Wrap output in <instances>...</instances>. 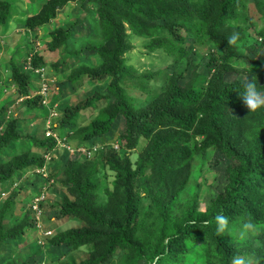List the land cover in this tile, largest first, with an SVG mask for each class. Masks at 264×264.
I'll return each mask as SVG.
<instances>
[{"label":"trees","instance_id":"trees-1","mask_svg":"<svg viewBox=\"0 0 264 264\" xmlns=\"http://www.w3.org/2000/svg\"><path fill=\"white\" fill-rule=\"evenodd\" d=\"M89 1L97 5L104 39L103 45L92 48L103 61L89 75L98 82L109 80L110 83L105 93L100 92L68 110L58 126L71 123L79 111L96 107L103 100L109 105L91 123L83 138L86 143L109 133L113 121L120 116L125 121L121 135L124 148L135 149L141 137L148 138L149 143L138 168H134L130 158H101L102 168L115 173L111 187L103 190L106 197L103 203L97 199L102 173L97 162L78 156L69 160L64 170L67 177L63 180L68 196L60 207L43 203L42 211L44 217L45 212H55L54 219L75 216L84 225L56 234L50 243L63 248L91 244L90 258L79 264H103L120 245L132 248L147 264H189L190 261L191 264H264V110L249 112L238 99L236 89L240 87V79H229L231 74L246 72H238L236 65L247 56V51L255 57L246 69L248 73L257 77V71H264V58H257L264 50V0L255 3L257 17L263 23L257 33L262 38L261 44L248 45L251 35L248 27L230 24L241 21L245 12L248 14L246 0H47L41 11L27 20V26L38 29L55 18L66 4ZM0 8L4 10L1 19L4 22L10 3L2 1ZM127 27L139 36L154 37L150 49H162L180 59L188 56L189 62L190 51L196 46H211L207 84L198 89L197 82L190 78L183 85L185 72L174 71L166 79V89L156 99L147 106H138L129 95L125 81L136 79L148 83L152 75L139 74L127 65L124 56L132 49L126 40ZM161 31L168 36L160 34ZM233 33H239L238 46L227 44ZM61 34H64L62 30L53 32L52 49L60 42ZM188 35L196 42L190 49L184 46ZM12 77L16 86L29 95V77L18 68ZM258 82L264 85L259 79ZM43 98L42 94L37 97ZM56 130V126L51 129ZM23 136L17 130L16 119L9 121L0 134V153L11 140L18 143L23 139L27 145L21 155L12 157L0 170V184L23 169L43 167L45 155L58 145L53 137ZM196 138H201L203 149L215 148L230 161L225 170L227 182L206 210H199L195 204L188 210L186 220L181 221L173 213V204L189 182L190 143ZM33 146L50 150L31 156ZM148 169H151L149 175ZM145 176L155 190L151 194L153 209L144 213L135 188ZM14 199L11 196L6 199L0 212V253L9 239H15L24 233L26 226L33 225L34 220H27L26 226L4 232L2 221L14 208ZM32 211L29 206V212ZM217 215L229 221L222 233L217 232ZM150 220L159 225L156 232L148 231Z\"/></svg>","mask_w":264,"mask_h":264},{"label":"rangeland","instance_id":"rangeland-1","mask_svg":"<svg viewBox=\"0 0 264 264\" xmlns=\"http://www.w3.org/2000/svg\"><path fill=\"white\" fill-rule=\"evenodd\" d=\"M2 1L10 3V10L7 20L2 22L4 10L0 8V134L6 129L9 121L16 119L17 130L21 135L26 137V134H30L39 139L53 137L58 145L47 153L48 159L45 160L43 168H37L40 172L23 169L5 184H0V212L6 199L10 196L15 198L14 208L2 221L4 232L9 233L16 228L26 226L27 220L35 221H32L33 225L30 227L24 228L23 234L6 242L4 252L0 253V264H10V262L20 264L21 261L25 264H79L90 258L93 252L91 244L63 248L52 245L50 241L58 233L82 227L84 222L75 216L54 219L53 211L45 212V217L42 214L37 221V215L34 211L29 212V206H32L34 198L46 185L49 188H46L45 204H53L54 207L63 204L69 194L63 182L67 177L64 170L69 160L76 156L82 160L97 162L98 171L102 172L99 174L101 187L97 199L99 203H103L106 199L103 190L111 187L115 173L102 168L101 158L103 156H116L121 160L130 158L134 168H138L143 159L141 154L148 145L149 139L141 137L133 150L124 148L121 135L125 130V121L120 116L113 121L109 133L86 143L83 138L91 123L99 118L105 106L109 105L103 100L98 101L96 107L94 105L79 111L71 123L63 127L58 126L68 110L75 109L80 102L100 92L105 93L110 83L109 80L98 82L89 75L90 70L97 68L103 61L99 54L92 51V48L104 44L101 19L94 1L85 4L68 3L58 10L55 18L38 29H29L27 20L38 14L47 0H0ZM246 1L248 14L245 12L241 21L235 20L230 24L248 27V32L251 33L248 37V45L261 44L262 38L257 33L263 23L258 19L255 9V3L260 0ZM250 16L253 17L252 20L247 19H250ZM163 22L164 20H159V23ZM59 30L64 34H61L60 42L52 49L53 32ZM160 34L168 36L164 31ZM152 38L154 37L139 36L127 27L126 40L132 47L124 56L127 65L139 74L152 75L148 83L136 79L125 81L129 95L135 99V103L140 107L147 106L156 99L166 89V79L174 71L185 72L183 85L192 78L197 82V88L203 89L208 82L207 78L210 77L209 61L212 47L196 46L192 52L190 51V55L188 54L192 59L189 62L188 56L180 59L162 49H150ZM186 41L184 46L187 49L192 45L195 46L194 38L189 35ZM246 54L242 62L249 67L255 57L250 51ZM257 58H264V50ZM33 62L38 66L37 68L33 66ZM42 66H45L46 74L39 76L34 70L41 69ZM15 68L29 77V95L18 88L12 79ZM247 70L242 74H231L230 81L240 79V76H247ZM256 75L259 81L264 82V71H257ZM43 85L48 87L49 97L46 103H44L45 97L43 100L37 99L43 92ZM55 126L57 130L51 131ZM20 141L17 143L11 140L10 145L0 153V170L12 157L19 156L26 150L25 141L23 139ZM201 141V138H196L190 143L192 155L187 162L190 165L189 182L173 204V213L181 221L186 220L188 210L195 204L199 210H206L211 205L213 196L223 191L227 182L225 170L230 161L223 158L221 152L215 148L203 149L200 146ZM47 149L48 147L42 149L33 146L29 155L39 156ZM42 173H47L48 178L43 177ZM150 173L151 169H148L147 174ZM136 184L135 194L141 200L142 212L151 211L153 209L151 194L155 189L152 188L150 181L146 180V176L141 183ZM159 205L162 207L161 203ZM158 226L150 220L147 228L149 232H156ZM191 263L190 261L189 264ZM103 264H147V262L138 258L129 246L120 245L112 258Z\"/></svg>","mask_w":264,"mask_h":264},{"label":"clouds","instance_id":"clouds-1","mask_svg":"<svg viewBox=\"0 0 264 264\" xmlns=\"http://www.w3.org/2000/svg\"><path fill=\"white\" fill-rule=\"evenodd\" d=\"M239 33H233L227 38V44L229 46H238ZM238 72H245L247 65L244 62H240L236 65ZM255 77V79H253ZM238 92V99L242 101L243 105L247 107L249 112H256L258 110H264V85L258 82L255 75L248 73L247 76H240V87L236 89ZM46 159V155H45ZM47 160V159H46ZM43 167H40L41 169ZM37 170V169H36ZM217 226V232L222 233L228 227V218L222 215L215 217ZM248 227H252L248 225Z\"/></svg>","mask_w":264,"mask_h":264},{"label":"built area","instance_id":"built-area-1","mask_svg":"<svg viewBox=\"0 0 264 264\" xmlns=\"http://www.w3.org/2000/svg\"><path fill=\"white\" fill-rule=\"evenodd\" d=\"M34 72L35 73H37L39 76H40V74L42 75V76H44L45 74H46V72H45V68H38V69H36V70H34ZM42 88V87H41ZM42 90H43V92H41V94L42 95H44V97H45V99H44V103H46L47 101H48V99H47V97H49L48 95H47V91H48V87L47 86H44L43 85V88H42ZM48 134H49V132H48ZM47 155L48 154H46V159H48L47 158ZM38 170V169H37ZM38 172H40L39 170H38ZM42 175H43V177H45V178H48V175H47V173H42ZM46 188H49V186H45L42 190H41V192L40 193H38L37 194V196L34 198V200H33V202H32V209H33V211H34V213L37 215V221H39L40 220V217L42 216V214H43V211H42V204L43 203H45L46 201H45V194H46ZM35 222V221H34Z\"/></svg>","mask_w":264,"mask_h":264}]
</instances>
